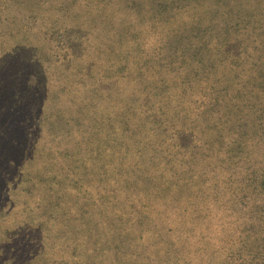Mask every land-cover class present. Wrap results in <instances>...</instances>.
Listing matches in <instances>:
<instances>
[{"label":"trees","instance_id":"1","mask_svg":"<svg viewBox=\"0 0 264 264\" xmlns=\"http://www.w3.org/2000/svg\"><path fill=\"white\" fill-rule=\"evenodd\" d=\"M0 264H264V0H0Z\"/></svg>","mask_w":264,"mask_h":264},{"label":"rangeland","instance_id":"2","mask_svg":"<svg viewBox=\"0 0 264 264\" xmlns=\"http://www.w3.org/2000/svg\"><path fill=\"white\" fill-rule=\"evenodd\" d=\"M43 126H44V128L46 127V125H44V124H43ZM59 129H60V131L58 133H62L63 134L64 129H63L62 125H59Z\"/></svg>","mask_w":264,"mask_h":264}]
</instances>
